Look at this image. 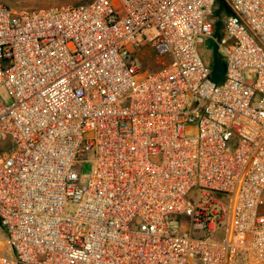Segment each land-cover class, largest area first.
<instances>
[{
  "label": "built area",
  "instance_id": "built-area-1",
  "mask_svg": "<svg viewBox=\"0 0 264 264\" xmlns=\"http://www.w3.org/2000/svg\"><path fill=\"white\" fill-rule=\"evenodd\" d=\"M1 88L0 264H264V0L0 1Z\"/></svg>",
  "mask_w": 264,
  "mask_h": 264
},
{
  "label": "rangeland",
  "instance_id": "rangeland-1",
  "mask_svg": "<svg viewBox=\"0 0 264 264\" xmlns=\"http://www.w3.org/2000/svg\"><path fill=\"white\" fill-rule=\"evenodd\" d=\"M1 2L5 3L7 6H9L12 10L17 11L22 8H50L55 7L58 5H77V4H85L90 1L87 0H0ZM219 8H222V5H218ZM215 18H222L221 11L215 10ZM215 30L214 38L213 37H206L204 39L203 44L199 47L200 55L204 62H206L209 65H213L215 61L218 60V58L221 56V50L217 44V41H221V39L225 36L224 32H222L221 28V22ZM221 61H218V66L221 67ZM256 76V72L253 69H250L246 72V78L247 80H254ZM0 98L6 103H11V97L8 95V92L5 88L0 89ZM93 168V161H86L84 163L82 172H81V181L82 183H85L90 176V173ZM191 199H194V194L190 195ZM264 204V203H263ZM75 207H69L68 212L72 213L74 211ZM225 235V229L219 228L217 232L215 233V239L222 240ZM5 253V252H3Z\"/></svg>",
  "mask_w": 264,
  "mask_h": 264
},
{
  "label": "trees",
  "instance_id": "trees-1",
  "mask_svg": "<svg viewBox=\"0 0 264 264\" xmlns=\"http://www.w3.org/2000/svg\"><path fill=\"white\" fill-rule=\"evenodd\" d=\"M87 1H90V0H87ZM218 11V10H217ZM220 11V10H219ZM214 14H215V12H214ZM214 17H215V15H214ZM220 17H218V19H219ZM221 19V18H220ZM220 21V20H219ZM146 60V62H148L149 61V59H145ZM151 60V59H150ZM218 61H221L220 63H221V67H219L218 66ZM158 67H151L150 69L152 70H155V69H157ZM212 74H213V79L214 80H216L217 82H220V81H222V79L224 78V61H223V59H222V57L220 56L219 58H218V60L217 61H215L214 62V64L212 65Z\"/></svg>",
  "mask_w": 264,
  "mask_h": 264
}]
</instances>
